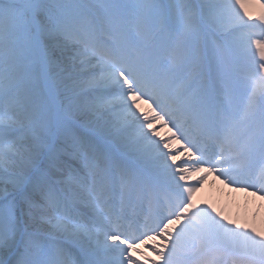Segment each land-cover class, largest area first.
Segmentation results:
<instances>
[{"label":"snow or ice","instance_id":"obj_1","mask_svg":"<svg viewBox=\"0 0 264 264\" xmlns=\"http://www.w3.org/2000/svg\"><path fill=\"white\" fill-rule=\"evenodd\" d=\"M209 176L264 200V11L0 0V264H264Z\"/></svg>","mask_w":264,"mask_h":264},{"label":"bare ground","instance_id":"obj_2","mask_svg":"<svg viewBox=\"0 0 264 264\" xmlns=\"http://www.w3.org/2000/svg\"><path fill=\"white\" fill-rule=\"evenodd\" d=\"M161 135H167L166 130L161 129ZM194 200L197 203L211 204L223 216L234 223L245 228H256L264 232V200L258 195L254 196L250 191H241L221 183L213 176L201 186L196 193ZM141 255L133 253L136 259L140 260L144 256L149 257L151 252H139ZM152 254V253H151Z\"/></svg>","mask_w":264,"mask_h":264},{"label":"rangeland","instance_id":"obj_3","mask_svg":"<svg viewBox=\"0 0 264 264\" xmlns=\"http://www.w3.org/2000/svg\"><path fill=\"white\" fill-rule=\"evenodd\" d=\"M261 3H264V0H245V7L253 17H256L264 11L260 7Z\"/></svg>","mask_w":264,"mask_h":264}]
</instances>
